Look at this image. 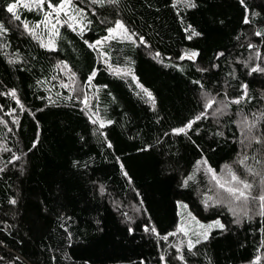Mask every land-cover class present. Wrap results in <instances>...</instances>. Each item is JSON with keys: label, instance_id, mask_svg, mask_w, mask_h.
<instances>
[{"label": "trees", "instance_id": "16d2710c", "mask_svg": "<svg viewBox=\"0 0 264 264\" xmlns=\"http://www.w3.org/2000/svg\"><path fill=\"white\" fill-rule=\"evenodd\" d=\"M15 2L0 0V264H264V0H73L84 28L53 48L12 23ZM119 22L135 40L109 53L147 93L91 45ZM59 64L97 87L103 125ZM180 200L223 227L177 250Z\"/></svg>", "mask_w": 264, "mask_h": 264}, {"label": "rangeland", "instance_id": "374dc122", "mask_svg": "<svg viewBox=\"0 0 264 264\" xmlns=\"http://www.w3.org/2000/svg\"><path fill=\"white\" fill-rule=\"evenodd\" d=\"M15 12L11 13L10 20L12 23L21 26L27 32L32 34L42 45L53 48L55 46L56 37L61 25L67 24L77 31H82L84 28L82 11L73 5V0H64L60 5L45 4L44 0H17ZM13 5V4H12ZM27 5V7H25ZM36 10L42 15V18L37 22H27L19 20L21 18V10ZM16 17H19L17 19ZM1 25V22H0ZM122 25V27H119ZM133 35L125 27L122 22H119L109 34L91 44L96 50L100 61L104 62L107 67L116 74L122 75L132 81L145 93L146 89L138 81L132 69L128 66H117L113 61V56L109 53V47L113 42H132ZM99 42V43H98ZM62 71L63 84L72 92L81 102L84 111L98 125H103L105 119L101 113L100 107L97 105L98 89L92 83L82 84L78 78L68 69V67L59 64ZM207 105V110L210 114H221L227 110V101L224 98H210ZM243 119V118H241ZM244 123L248 119L244 118ZM247 124V123H246ZM249 130V131H248ZM243 138H250V126L246 125L242 128ZM252 138V136H251ZM205 171L219 183L229 179L228 172L216 173L205 168ZM241 190V188H237ZM243 191V190H242ZM245 192V191H244ZM179 205V222L174 231L171 233V240L174 242L177 250H182L184 247L193 248L200 242L205 241L214 229L222 228L223 221L220 218L204 221L200 219L191 210L188 203L178 201ZM122 208L127 212L129 217H138L141 213V208L136 204H121Z\"/></svg>", "mask_w": 264, "mask_h": 264}, {"label": "snow or ice", "instance_id": "6c2138e0", "mask_svg": "<svg viewBox=\"0 0 264 264\" xmlns=\"http://www.w3.org/2000/svg\"><path fill=\"white\" fill-rule=\"evenodd\" d=\"M25 7H27V5H25ZM15 8H16V5L13 4L11 6L8 7L7 11L10 12V13H14L15 12ZM17 19H19V17H16ZM3 26L0 25V28H2ZM119 27H122V25H119ZM99 43V42H98ZM14 95V93H13ZM150 95V94H149ZM208 107H211V104L207 105ZM197 119H199V117H197ZM188 127H191V124L188 125ZM177 132H184L185 129L181 128V129H177L176 130ZM233 179H236L235 177H233ZM221 187H224V185H221ZM244 189H250V185L248 184H244L243 185ZM230 194H232L233 196H235L236 199H241V198H244V199H247V197L245 196V192L242 191V190H239V189H233V188H227L226 189ZM238 193V194H237ZM261 200H264V196H261L260 197ZM13 203H15V201H13Z\"/></svg>", "mask_w": 264, "mask_h": 264}]
</instances>
